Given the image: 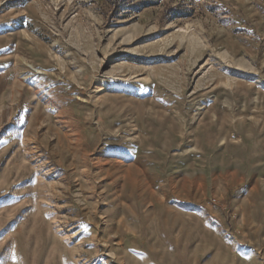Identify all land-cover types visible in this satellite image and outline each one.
Segmentation results:
<instances>
[{"label":"rangeland","instance_id":"1","mask_svg":"<svg viewBox=\"0 0 264 264\" xmlns=\"http://www.w3.org/2000/svg\"><path fill=\"white\" fill-rule=\"evenodd\" d=\"M0 264H264V0H0Z\"/></svg>","mask_w":264,"mask_h":264},{"label":"bare ground","instance_id":"2","mask_svg":"<svg viewBox=\"0 0 264 264\" xmlns=\"http://www.w3.org/2000/svg\"><path fill=\"white\" fill-rule=\"evenodd\" d=\"M30 66V65H29ZM31 67V66H30ZM33 70V69H32ZM36 71V70H35ZM40 72V71H39Z\"/></svg>","mask_w":264,"mask_h":264}]
</instances>
